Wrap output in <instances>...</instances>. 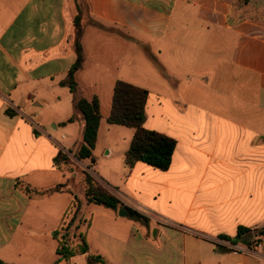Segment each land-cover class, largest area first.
I'll list each match as a JSON object with an SVG mask.
<instances>
[{"label": "crops", "instance_id": "obj_1", "mask_svg": "<svg viewBox=\"0 0 264 264\" xmlns=\"http://www.w3.org/2000/svg\"><path fill=\"white\" fill-rule=\"evenodd\" d=\"M78 3L85 61L76 81L81 96L99 98L102 114L92 158L82 161L74 154L85 122L60 84L76 61ZM141 43L169 60L149 86L133 84L149 93L144 126L177 141L164 171L144 162L128 170V149L95 154L116 127L99 95L130 82L117 68L135 63ZM60 151L70 160L56 167ZM71 161L149 220L120 216L124 207L83 206V173ZM100 163L96 174L90 166ZM72 207L88 252L105 264L264 259L216 247H233L221 237L235 238L240 227H264V0H0V262L72 264L75 256L56 263L55 237Z\"/></svg>", "mask_w": 264, "mask_h": 264}, {"label": "trees", "instance_id": "obj_2", "mask_svg": "<svg viewBox=\"0 0 264 264\" xmlns=\"http://www.w3.org/2000/svg\"><path fill=\"white\" fill-rule=\"evenodd\" d=\"M246 2L248 0H245ZM78 13L74 20L75 25V53L76 61L68 72L67 77L60 82L67 87L73 95V106L81 114V120L85 122V130L82 143L79 145L74 157L79 160L92 158L96 146L98 131L102 119L100 100L97 96L91 99L85 98L79 94V86L76 81V73L82 69L85 55L82 46L83 26L82 15L83 7L77 4ZM102 28V26H99ZM148 53V51H146ZM148 91L131 83L118 80L114 85L111 110L107 118L110 125L124 126L134 130L129 149L125 153V166L128 170L132 169L137 162L147 163L157 169L167 170L172 164V157L176 148L177 141L161 132L149 130L144 125L146 122V103ZM12 111L8 110V114ZM78 120L76 114L72 115L64 124ZM69 157L62 151L54 158V165L61 167L69 161ZM83 187L88 204L102 206L108 209L117 210L124 207L128 211V216L135 221L147 222L149 219L143 214L124 205L122 200L114 194L108 187L100 183L89 170L83 172ZM25 190L30 194L45 195L53 192V189L39 190L27 186ZM78 211V207H77ZM76 221L74 215L66 228L60 229L55 233L58 240V258L56 263L62 261L69 262L70 259L79 254H86V264H105L103 257L88 252V245L85 238L81 235V242L72 246V225ZM75 229H79L76 225ZM252 230L240 227L235 238L222 236L223 240L229 241L234 245L242 243L247 247L251 246ZM258 235L264 237V227L258 232ZM218 249H229L234 251L233 247H224L216 243ZM0 264H3L0 262Z\"/></svg>", "mask_w": 264, "mask_h": 264}, {"label": "rangeland", "instance_id": "obj_3", "mask_svg": "<svg viewBox=\"0 0 264 264\" xmlns=\"http://www.w3.org/2000/svg\"><path fill=\"white\" fill-rule=\"evenodd\" d=\"M126 41H130L125 39ZM141 55L137 58L135 63L133 65H129L127 61L121 64L119 68H117L118 76L121 79L128 80L131 84H139L142 85L143 87L149 86L148 82L149 79L152 75L154 74H159V75H164L168 71V63L169 60L165 56V54H159L156 51L152 50L149 46L144 45L141 43ZM148 51V53L146 52ZM207 53V52H206ZM116 55V52L114 53ZM175 54L174 49L173 52L170 53V56H173ZM204 58V57H202ZM171 69V68H170ZM172 70V69H171ZM174 71V70H173ZM134 74L133 77L130 75ZM89 95V94H86ZM100 99L102 102V113H105L112 105V97H113V92L112 95L108 96L105 92H102L100 95ZM94 97V96H90ZM113 132L107 136H103L100 139L99 145L97 150L95 151V154L101 156V154H104V148H110L114 154L117 156L120 153H123L127 149H129L130 145V140L133 135L134 130L124 127V126H116L113 127ZM103 160V159H101ZM105 160V159H104ZM104 162V161H103ZM72 165H75L74 168H71L72 170H75L79 173H83L85 170L82 169L80 166L76 165L74 161L72 162ZM91 170L99 174L101 173V169L104 168V164L102 165L101 163L99 164L98 167H94V164H91L90 166ZM91 174L98 180V178L91 172ZM100 182V180H98ZM101 183V182H100ZM82 185H83V176H82ZM104 185V184H103ZM81 189L78 191V198L81 202H84L83 206H89V204L86 202V198L83 195V193L80 192ZM92 206V205H90ZM84 208V207H83ZM95 208V207H93ZM85 211V209H84ZM76 207H72L71 210L68 212L65 220L63 221V228H66L71 221L72 217L75 215L76 216V221L72 225V233L75 232V236L72 237V246H76V244H79L81 242V237L78 234V229H75L76 224H80V221L82 222L83 220L79 219V215L75 214L77 213ZM84 215V212H81ZM83 232V237H86L84 229L82 228ZM252 240L251 243L259 242L261 240H264V238L261 239V237L258 235L257 231H254L252 234ZM251 244V245H252ZM251 247V246H250ZM236 248H241V246H236ZM244 250L249 251L253 254H261L264 257V247L254 250V248L248 249L246 247H243ZM206 256H209L208 252L211 253L210 258H214V250H207L205 248ZM253 251V252H252ZM255 251V252H254ZM62 264H69V263H62ZM72 264H86V258L84 255H77L72 259ZM246 264H257L253 260L251 262H247ZM258 264H264V259H261Z\"/></svg>", "mask_w": 264, "mask_h": 264}, {"label": "built area", "instance_id": "obj_4", "mask_svg": "<svg viewBox=\"0 0 264 264\" xmlns=\"http://www.w3.org/2000/svg\"><path fill=\"white\" fill-rule=\"evenodd\" d=\"M262 239V238H261ZM262 247H264V240H261V241H259V242H255V243H253L252 245H251V247H247L248 249H250L251 250V248H254V250L256 251V250H258V249H260V248H262ZM233 249H234V253H240V252H244L245 251V253H248V254H253V253H251V252H249V251H246V250H244L243 248H236V247H233ZM254 251V252H255ZM253 252V251H252Z\"/></svg>", "mask_w": 264, "mask_h": 264}, {"label": "water", "instance_id": "obj_5", "mask_svg": "<svg viewBox=\"0 0 264 264\" xmlns=\"http://www.w3.org/2000/svg\"><path fill=\"white\" fill-rule=\"evenodd\" d=\"M119 214L122 217H126L128 216V211L125 208H121Z\"/></svg>", "mask_w": 264, "mask_h": 264}]
</instances>
